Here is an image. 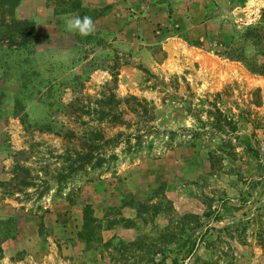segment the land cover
Returning <instances> with one entry per match:
<instances>
[{
	"label": "rangeland",
	"instance_id": "obj_1",
	"mask_svg": "<svg viewBox=\"0 0 264 264\" xmlns=\"http://www.w3.org/2000/svg\"><path fill=\"white\" fill-rule=\"evenodd\" d=\"M79 2L0 33V261L264 264V0Z\"/></svg>",
	"mask_w": 264,
	"mask_h": 264
},
{
	"label": "trees",
	"instance_id": "obj_2",
	"mask_svg": "<svg viewBox=\"0 0 264 264\" xmlns=\"http://www.w3.org/2000/svg\"><path fill=\"white\" fill-rule=\"evenodd\" d=\"M55 8L57 13H64L73 10L80 9V14L83 15L85 12L90 11V13L96 14V9H85L81 8L79 0H49ZM18 0H0V33L3 29L6 32V39L12 40L14 33L17 35L23 34L27 36H37L29 30L24 31L22 28H27V24H31L26 20H17L12 17L13 9L16 6ZM13 31V33L11 32ZM264 38V27L254 26L246 28L238 36V41L242 43L243 41H250L257 47L261 48L262 56L264 57V47L259 46L261 39ZM220 46L218 53L224 55L230 59L238 60L242 62L250 71L263 74L264 75V60L258 64L247 61V56L245 55L244 45L239 42H235L234 36H231L228 41L217 40ZM256 53L259 54L257 50Z\"/></svg>",
	"mask_w": 264,
	"mask_h": 264
},
{
	"label": "clouds",
	"instance_id": "obj_3",
	"mask_svg": "<svg viewBox=\"0 0 264 264\" xmlns=\"http://www.w3.org/2000/svg\"><path fill=\"white\" fill-rule=\"evenodd\" d=\"M65 28L81 36H88L95 31V23L90 16L73 15L65 19ZM0 264H6V261H0Z\"/></svg>",
	"mask_w": 264,
	"mask_h": 264
}]
</instances>
